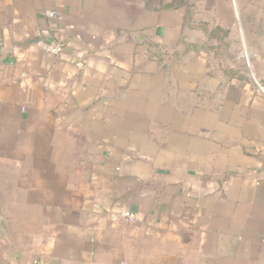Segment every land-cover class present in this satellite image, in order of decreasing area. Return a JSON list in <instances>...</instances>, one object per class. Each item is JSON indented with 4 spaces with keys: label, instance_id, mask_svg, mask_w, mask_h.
Wrapping results in <instances>:
<instances>
[{
    "label": "crops",
    "instance_id": "crops-1",
    "mask_svg": "<svg viewBox=\"0 0 264 264\" xmlns=\"http://www.w3.org/2000/svg\"><path fill=\"white\" fill-rule=\"evenodd\" d=\"M203 35L142 0H0V264H264V94Z\"/></svg>",
    "mask_w": 264,
    "mask_h": 264
},
{
    "label": "rangeland",
    "instance_id": "rangeland-1",
    "mask_svg": "<svg viewBox=\"0 0 264 264\" xmlns=\"http://www.w3.org/2000/svg\"><path fill=\"white\" fill-rule=\"evenodd\" d=\"M191 1L194 3L190 17L196 25L195 31L204 34L202 43L211 51L207 52L206 69H240L248 74L255 89L264 94V86L260 83L264 78V24H255L254 15L249 19L242 11L234 10L233 0ZM247 12L251 15L254 11ZM215 27L222 29V35L225 33L219 42L218 37L207 36ZM218 45L220 55L216 57L212 50Z\"/></svg>",
    "mask_w": 264,
    "mask_h": 264
},
{
    "label": "trees",
    "instance_id": "trees-1",
    "mask_svg": "<svg viewBox=\"0 0 264 264\" xmlns=\"http://www.w3.org/2000/svg\"><path fill=\"white\" fill-rule=\"evenodd\" d=\"M147 7H150L151 9H182L183 10V22L184 24H187L190 28H196V25H194V22L192 21L190 14H191V8L193 7V1L191 0H142ZM221 33V35L219 34ZM220 35V36H218ZM207 36L209 38H216L218 39V42L221 41V38L225 36V33L222 35V29L220 27H215L214 30L211 33H208ZM219 44V43H218ZM221 45V44H220ZM213 47L212 53L217 54V49L219 46ZM222 45L225 46V44L222 43ZM201 49H204L208 53L211 51L208 50L204 43L200 44L199 46ZM197 47L194 46V49ZM240 69L236 70H228L229 73L232 75H237L238 78H241L243 80L248 81V78L245 75L239 74ZM261 85L264 86V80L260 81Z\"/></svg>",
    "mask_w": 264,
    "mask_h": 264
},
{
    "label": "built area",
    "instance_id": "built-area-1",
    "mask_svg": "<svg viewBox=\"0 0 264 264\" xmlns=\"http://www.w3.org/2000/svg\"><path fill=\"white\" fill-rule=\"evenodd\" d=\"M46 16L49 18H53L55 16V12L53 10L46 11ZM36 47H38L44 53L50 55H59L63 50V43L62 42H53L46 40L44 38H38L35 41ZM110 218L112 220H122L126 219L129 221H133L135 219V215L127 210H120L118 212H114L110 214Z\"/></svg>",
    "mask_w": 264,
    "mask_h": 264
}]
</instances>
